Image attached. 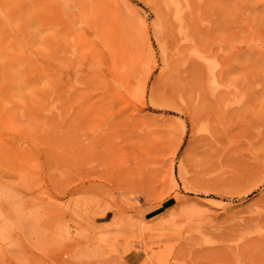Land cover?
Segmentation results:
<instances>
[{"label":"rangeland","instance_id":"374dc122","mask_svg":"<svg viewBox=\"0 0 264 264\" xmlns=\"http://www.w3.org/2000/svg\"><path fill=\"white\" fill-rule=\"evenodd\" d=\"M0 264H264V0H0Z\"/></svg>","mask_w":264,"mask_h":264}]
</instances>
